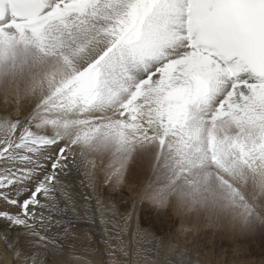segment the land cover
I'll list each match as a JSON object with an SVG mask.
<instances>
[{
  "label": "snow or ice",
  "instance_id": "snow-or-ice-1",
  "mask_svg": "<svg viewBox=\"0 0 264 264\" xmlns=\"http://www.w3.org/2000/svg\"><path fill=\"white\" fill-rule=\"evenodd\" d=\"M74 33L94 54L67 87L98 119L66 140L59 131L66 124L34 110L0 136V244L8 264L72 259L66 248L82 204L91 208L90 226L97 218L113 224L117 240L129 231L135 202L121 196L118 207L109 194L128 182L137 137L209 121L264 131V0H0V37L47 47ZM136 235L162 247L155 233L137 228ZM213 246L211 237L201 244ZM180 264L201 261L189 254Z\"/></svg>",
  "mask_w": 264,
  "mask_h": 264
},
{
  "label": "rangeland",
  "instance_id": "rangeland-1",
  "mask_svg": "<svg viewBox=\"0 0 264 264\" xmlns=\"http://www.w3.org/2000/svg\"><path fill=\"white\" fill-rule=\"evenodd\" d=\"M11 38L10 34L0 37V106L3 104L7 107L10 99L7 96L12 93L10 97L15 94L22 99L25 97L26 113L37 110L44 112L39 117L46 118L53 111L64 117L62 120L69 119L71 123L65 129L59 127L66 140L74 138L71 132L73 129L81 127V133L90 126L86 122L98 119V112L91 108L86 110L71 91H68V96H71L69 98L65 95L55 100L45 98L42 102L37 101L36 97L28 98L29 94L26 96V92L30 91L31 81L39 79L44 68L49 65V62L46 61L45 64L42 61L60 50L46 48L43 50L44 54L25 45L11 44ZM66 39L68 38L63 37V40ZM54 40L60 42L58 37ZM104 115L108 117L111 113L105 112ZM188 126L186 129L177 128L178 131L174 129V133L169 130L170 133L166 136L161 131L160 140L159 133L157 135L155 131L147 139L137 137L134 142L136 145L140 144L142 155H132L128 182L121 187V195L130 194L133 187L137 190L135 196L138 197L141 189L146 184H151V191L139 198L150 205V221L155 218L166 220L164 222L169 225L167 230L178 233V223L172 221V218L177 214L182 215L186 217L184 225L190 229L189 232H195L193 238L198 242L196 244L203 252L210 253L214 260L222 259L225 264L239 261L261 264L264 261V176L262 177L260 166L264 158V136L259 132L262 130L253 131L256 127L246 124L238 126L220 122L213 125L210 121L194 124L191 128ZM184 130L189 132L186 134ZM144 151L147 154L150 152L151 157H148V168L143 169L145 175L141 176L142 170L137 169L136 164L145 159ZM230 167L234 171L226 175L230 173L227 172ZM172 203H176V209ZM110 232L114 234V230ZM209 237L214 238L211 251L201 247Z\"/></svg>",
  "mask_w": 264,
  "mask_h": 264
},
{
  "label": "bare ground",
  "instance_id": "bare-ground-1",
  "mask_svg": "<svg viewBox=\"0 0 264 264\" xmlns=\"http://www.w3.org/2000/svg\"><path fill=\"white\" fill-rule=\"evenodd\" d=\"M10 35L12 36V38L9 39V43L11 44L25 45V46L34 48L38 51H41V52H43L44 49L46 50V48H49V50L51 48H58L60 50L58 53L52 55L51 57H47L42 61V63H45L46 61L49 62V65H47L44 68V72L41 74L39 79H37L36 81L34 80L31 81V87L29 89L30 91L29 93L28 91L26 92V96L27 94H29L28 98L36 97V100L39 102L45 101V98L55 100L59 96L65 97V95L69 98L70 96V95L68 96L69 89L67 87L68 81L71 80V77L75 76L76 73L82 69L83 61L86 59H89L90 55L94 54L91 52V45H87V40L84 38V36L78 33H74L75 38H73L65 34L64 37L68 39L63 40V45H61V42H57L56 40H53L51 44L45 47L41 45L40 42H38L35 39H32V38L23 39L19 37V35H16V34H10ZM81 49H83V51H81ZM74 52H79V55H73ZM43 53L46 54L45 52ZM10 95H12V93H10ZM10 95L7 96L8 98H10L7 101L8 104L6 103L7 107L3 106V104H1L0 106V136L6 135L10 129V126L14 124L17 120L23 121L27 116L33 113V111L31 112L29 111V113L24 112L25 97L24 99H22L20 95L15 94V96H11V97ZM32 110H33V107H32ZM42 113L44 112L37 111L38 118L39 116L42 115ZM47 117H48V120L61 122L62 124H66L67 126L71 123L69 119L62 120L64 117H62L61 115H58L57 113L53 111H52V114H50ZM193 125L191 126L190 124L188 127L191 128L193 127ZM189 128H187V130H189ZM50 130H55V129H50ZM80 130H82L81 127L73 129L71 131L73 133V137L79 135ZM252 130L257 131V132L260 131V129L258 128L252 129ZM154 131L156 132L155 134L157 135L159 132H161L159 128H155ZM176 131L178 130L176 129ZM171 132H173V130ZM185 132H184V136H186V134L188 133L186 132L185 134ZM259 133L264 136V132L261 131ZM160 134L161 133H159L158 138L160 137ZM245 140L246 139H244V141ZM142 145L143 144H141V146ZM139 146L140 144L138 145L137 143L136 145L135 142L133 143V147L135 148V152L133 153V155H136V156L142 155V151L140 152ZM144 152L145 153H143V157L145 159L143 160L141 159V162H137L136 164V168L139 170H142L141 176L145 175L143 169L145 167L148 168L147 166L148 160H149L148 157H151L150 152H148V154L146 153V151ZM260 167L262 168V177H263L264 176V158H262L261 160ZM231 169L232 168L230 167L229 171H227L230 173H226V175H230L234 171V169L233 170ZM257 169H259L258 166H257ZM227 177L229 178V176ZM228 178H226V181H227L226 183H228ZM122 190L120 189L115 194H109V195L112 201L116 203L118 207L122 203L121 196H123L124 203L131 204L133 201L135 202V214L132 218L129 231L123 233L120 239L117 240L115 238V235L110 232L114 230V233H115L113 224H100L97 218L96 224L93 226H90L93 220L91 208L90 206L86 204H82L81 209H80L82 214L79 217V223L76 225L75 228L72 229L73 233L75 234V238L69 240L70 248H66V252L70 253V255L73 258L68 259V260L67 259L63 260L61 261V264H180V261L186 258L187 256H189V254L193 262L199 259L201 261V264H225L222 259L214 260L210 253L203 252L202 249L199 247V245H197L196 243L190 242V241H194L193 234L195 232H184L183 231L184 228H188L187 225H184L187 222L186 217H183L182 215L177 214L175 215V217L172 218V221L178 223V226H179L178 228L180 229V231L178 233H173V232L171 233V231L167 230L169 225H167L166 222H164L166 220L160 221V220H157L158 218L157 219L155 218L153 221H150V216L148 212L150 205L145 200L141 201L139 198L135 196V193L137 192L136 189H133V187H131L129 191L130 194L126 196H124L125 194L121 195ZM177 199L178 197L175 200L177 201ZM172 205H173V208L176 209V206H175L176 203H172ZM137 228L147 230L148 232H151V233H155V235L161 241L162 247L157 249L154 244L149 245L145 243L144 239L141 236L136 235ZM111 238H112V241H111ZM125 245H126V248H124V250L127 251L128 253L127 256L122 255L121 252L118 250L124 247ZM0 259H3L5 264H8V262L11 260V255L4 253L2 244H0Z\"/></svg>",
  "mask_w": 264,
  "mask_h": 264
}]
</instances>
